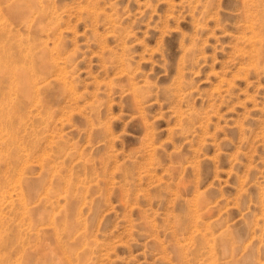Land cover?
<instances>
[{"label": "rangeland", "instance_id": "1", "mask_svg": "<svg viewBox=\"0 0 264 264\" xmlns=\"http://www.w3.org/2000/svg\"><path fill=\"white\" fill-rule=\"evenodd\" d=\"M29 2L0 264H264V0Z\"/></svg>", "mask_w": 264, "mask_h": 264}, {"label": "bare ground", "instance_id": "2", "mask_svg": "<svg viewBox=\"0 0 264 264\" xmlns=\"http://www.w3.org/2000/svg\"><path fill=\"white\" fill-rule=\"evenodd\" d=\"M23 1H25V0H22V5H23ZM38 4V9H40V11L39 12H41L42 11V0H30V2H29V6L30 7H33V6H36L37 7V4ZM16 4V3H15ZM14 4V5H15ZM14 7V6H13ZM27 7V6H26ZM35 7V8H36ZM44 7V6H43ZM21 8V7H20ZM17 9V8H16ZM29 9V8H28ZM22 10H25V8L23 9L22 8ZM27 10V9H26ZM52 10V9H51ZM14 11V10H13ZM50 11V10H49ZM54 11H55V9H54ZM17 12V11H16ZM20 12V11H19ZM18 13V12H17ZM23 13V12H22ZM19 14V13H18ZM31 13L28 11V13L26 14V16H29ZM53 14V13H52ZM20 15V14H19ZM18 15V16H19ZM22 15V14H21ZM21 17V16H20ZM17 18V17H16ZM26 18H29V17H26ZM33 18V17H32ZM29 19H31V18H29ZM34 19V18H33ZM31 21V20H30ZM26 22V21H25ZM24 23V22H23ZM29 23V22H28ZM32 24V23H31ZM19 25V24H18ZM24 25H25V23H24ZM29 25H30V23H29ZM23 26V25H22ZM49 26V25H48ZM27 27H29L28 25H27ZM26 27V28H27ZM0 28H1V26H0ZM44 28V27H43ZM54 28V27H53ZM9 29V28H8ZM1 30V29H0ZM2 30H4V29H2ZM42 30V29H41ZM44 30V29H43ZM42 30V31H43ZM5 31H7V30H5ZM9 31V30H8ZM5 33V32H4ZM3 33V34H4ZM9 33H11V32H8V34ZM54 33H55V31H54ZM7 34V35H8ZM11 35H13V34H11ZM10 35V36H11ZM24 35V34H23ZM59 36V35H58ZM14 37V36H13ZM9 38V37H8ZM5 40V38H3V36L2 37H0V81H5V83H6V81H8V90H7V93H6V99L9 101V102H7L6 104H3L2 103V101H1V103H2V106H0L1 108H0V110H1V112H0V122L2 121V120H4V122H6V124H9V126H12V125H14V124H12V121L13 120H15L16 118H15V111L13 110V109H15V101L16 100H14V98H15V96H16V94H17V92L16 93H14L13 92V90H14V86H15V83H17V82H19V85H20V91L21 92H23V93H26V94H28V95H30L31 97L34 95V93L36 92V90L38 89V88H40V87H35V90L33 89L34 88V86L36 85V82H32V85L30 84V82H28V80H27V77L29 76V73H28V71L27 70H24V66L23 67H20V66H18V64L16 63V61H18V60H15V57H14V47H16V45L18 44L17 42L18 41H16L17 39H15V38H9V39H7V41H4ZM20 43V42H19ZM29 43V42H28ZM31 43H33V42H31ZM26 44V43H25ZM28 45V44H27ZM35 45V44H34ZM20 46V45H19ZM18 46V47H19ZM24 47V46H23ZM32 47H35V46H32ZM32 47H30V48H32ZM42 48V47H41ZM14 49V50H13ZM19 51H20V59H24L25 60V63H26V61H27V59H28V61H31L32 60V58H33V56L31 57L30 56V54H28L29 52L24 48V49H18ZM33 49H30L29 51H32ZM36 50V49H35ZM42 51V54H40V56H39V58L40 57H44V51H43V48L41 49ZM16 52H17V50H16ZM28 52V53H27ZM32 52H34V51H32ZM37 53V52H36ZM16 55V54H15ZM30 57V58H29ZM41 60V59H40ZM39 60V61H40ZM55 60V59H54ZM19 62V61H18ZM20 62H22V60L20 61ZM34 62V61H33ZM41 62V63H40ZM37 65L41 68V66H46V63L45 62H43L42 60L40 61ZM23 64V63H22ZM21 64V65H22ZM35 64V63H34ZM48 64V63H47ZM20 65V64H19ZM32 65V64H31ZM30 68V67H29ZM64 68V67H63ZM26 69V68H25ZM31 70L30 71H33V70H35V69H32V68H30ZM42 69V68H41ZM40 69V70H41ZM24 70V71H23ZM43 70H45L44 68H43ZM52 70V69H51ZM36 71V70H35ZM38 71V70H37ZM35 74V73H34ZM33 74V75H34ZM38 74V73H37ZM36 74V75H37ZM55 74V73H54ZM31 75V74H30ZM60 75V74H59ZM3 77H6V79H3ZM31 77H33V76H31ZM40 77H41V75H40ZM40 77H39V80H42V78L40 79ZM43 77H44V75H43ZM57 77V76H56ZM53 79V78H52ZM62 79V78H61ZM60 80V79H59ZM43 82V81H42ZM29 83V84H28ZM62 83V82H61ZM39 84V83H38ZM1 85H3V83L1 84ZM18 85V84H17ZM40 85V84H39ZM5 86V85H4ZM33 86V87H32ZM45 85L43 84L41 87H44ZM2 87V86H1ZM31 87H32V89H31ZM63 87V86H62ZM22 88H24L25 90H23ZM16 89V88H15ZM20 92V93H21ZM3 95V94H2ZM22 95V94H21ZM2 98V97H1ZM3 98H4V95H3ZM19 98H21V97H19ZM24 98V97H23ZM26 98H27V96H26ZM34 99H35V97H34ZM3 100V99H2ZM22 101H23V99H22ZM27 101H29V100H27ZM25 101H23L22 102V104L24 103ZM20 103V102H19ZM39 103V102H38ZM25 104V103H24ZM24 104H23V106H24ZM32 104V103H31ZM18 109H19V107H17ZM36 109V108H35ZM34 109V110H35ZM26 110V109H25ZM18 111V110H17ZM21 112V111H20ZM22 113V112H21ZM18 114V113H17ZM24 115V114H23ZM26 115H28V114H26ZM16 116H18V115H16ZM19 116H20V114H19ZM19 116L17 117V119L19 118ZM5 117V118H4ZM15 118V119H14ZM16 119V120H17ZM20 119V118H19ZM19 119H18V121H19ZM25 119V118H24ZM33 119H34V117H33ZM32 119V120H33ZM16 120L15 121H13V123H15L16 122ZM31 121V120H30ZM19 124V123H18ZM25 124V121H24V123L23 124H21V126H23ZM4 126H5V123H4ZM1 129V128H0ZM9 131V130H8Z\"/></svg>", "mask_w": 264, "mask_h": 264}]
</instances>
